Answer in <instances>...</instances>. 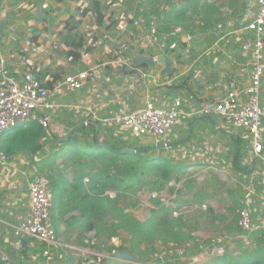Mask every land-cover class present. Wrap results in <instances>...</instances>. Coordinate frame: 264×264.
I'll return each mask as SVG.
<instances>
[{"label": "crops", "instance_id": "1", "mask_svg": "<svg viewBox=\"0 0 264 264\" xmlns=\"http://www.w3.org/2000/svg\"><path fill=\"white\" fill-rule=\"evenodd\" d=\"M34 1L36 0L19 4L35 7L33 13L35 16H40L43 12L42 2L44 0H37V3ZM65 1H71L72 8L81 7L83 10L93 2L56 0L55 3L58 5L51 3V6L57 9ZM101 1L105 3V0ZM134 2L141 9L140 12L147 26L146 31L149 33L146 50L139 56L158 58L163 55L167 62L174 63L172 75L162 77L161 72L165 66L161 64L156 69H151L146 65L138 68L134 67V64L130 67L129 64L138 57L134 60H125L128 63L122 67L119 65L121 61L117 56L104 58L105 54L98 52L97 40H94L93 45L85 43L81 58L73 61L66 55L69 51L68 40L63 38L66 42L59 45L61 41L58 42L55 30L49 29L51 22L46 19L39 20L38 25L40 26L37 30L40 36L31 38L28 42L29 46L21 40L13 44L11 37L5 39L3 35L12 31L14 27L3 23L0 16V56L6 61L10 72L18 79H21L26 72H32L49 86L52 80L84 71L90 73V79L85 88L78 93L75 92L77 93L75 99L67 100L65 96L58 99L62 107L54 116L53 123L64 127L65 136L70 134L74 137L78 133L74 131L79 127H85L86 130L93 127L98 131V135L99 131L107 130L111 138L116 137L118 141L125 139L122 138L120 132H116L119 130L103 127L100 120L88 116L79 109L80 106L92 107L96 111L97 118L102 119L113 114L122 100L130 101L133 106H139L142 96L147 92L160 104H168L179 95L192 94L196 96V105L192 106L187 103L185 106L186 111L190 112L192 108L204 102L219 100L229 91L240 89L248 84L251 67L247 65L249 59L243 54L241 45L244 37H251V33L245 30L248 23L245 17L248 9L252 10L251 15L256 13L253 6L255 0L250 8L246 0H237L234 7L229 6L231 0H134ZM222 5L225 6L221 8ZM181 7L189 8L187 17H190V20L175 29L182 31L185 38L177 41L170 40L166 32L167 27H164L160 20L165 13ZM225 10H228L230 14L227 19L222 20L223 14L220 12ZM58 12L57 10L52 14L53 21L57 25L64 24L70 16L64 11L59 18ZM44 16L47 18L46 14ZM93 16L95 17L92 13L84 16L82 12L79 15L81 19ZM77 23L81 24L83 20ZM97 27L110 30L114 26L104 24ZM65 29L66 26L63 31ZM87 47L92 50L86 52ZM59 50L63 53L60 54ZM43 130L45 138L38 143L36 149L12 153L10 156H14L15 160L11 166L0 165V252L10 257L11 264H98V258L95 255L84 257L60 250L55 253L54 260L48 263L37 256L38 251L42 249L37 241L18 236L16 233V227L23 221L29 209L28 188L22 178V173L26 171L33 175L35 172L31 168L34 164L31 165V163L36 160V157L44 159L56 150L55 143H53L56 141L55 137L47 130ZM45 139L46 142H44ZM247 139L250 141L246 131L226 127L220 118L187 117L173 128L158 151L164 149L163 153L167 152V155L170 154L171 157L177 158H172L176 164L184 168L193 166L192 169L200 173L206 169L212 170L210 168L217 167L219 162L227 163V158L230 159L228 164L231 161L234 162L239 154L238 167L234 162L235 166L227 165L224 172L231 176L232 180L235 179V183L239 184L236 187L246 195L243 208H249L256 217H260L264 216V166L255 159L251 142L249 146L253 160L246 153L241 158L240 149L243 144H246ZM226 151L228 152L224 153ZM45 154L46 156H43ZM226 155H228L227 158ZM165 157L170 159V157ZM242 159L251 164L246 166ZM210 160L213 161L212 164L204 168ZM55 164L49 174L52 176L51 179H57L60 182V178L64 176L55 172ZM237 180H240V183ZM72 183L73 180L68 181V184L62 187L63 199L60 207L54 211L59 239L64 243L81 247L86 246L81 244L88 243L85 240L92 239L91 243L95 245V241L99 239L95 238L94 232H84L77 225L81 206L70 200L69 184ZM90 251L98 254L99 250Z\"/></svg>", "mask_w": 264, "mask_h": 264}, {"label": "rangeland", "instance_id": "2", "mask_svg": "<svg viewBox=\"0 0 264 264\" xmlns=\"http://www.w3.org/2000/svg\"><path fill=\"white\" fill-rule=\"evenodd\" d=\"M86 1L100 2L103 7V13L105 14V25L111 24V26L114 27L110 30L105 28L99 29L96 26L94 16L88 19L85 17L81 19L79 15L83 9L81 7L72 8L71 1H65V3H61L57 9H54L51 3L57 6L58 3H55L56 0H44V2H42V14L40 16H35L33 13L35 7L27 6V4H16L0 0V16L3 23L11 24L14 27L12 31L3 36L5 39L11 37L13 44L21 40L26 46H29L28 42L31 38L38 35L40 36L39 30H37L38 26H40L38 25L39 20L46 19V21L51 22L49 24V29L53 28L56 32L55 34H57L58 42L61 41L59 45L65 43L66 40L79 41L81 39H83L85 43L93 45L94 40H97L96 48L98 52H103L105 54L104 58L117 56L121 61L119 65L122 67L126 66L124 64L128 63L125 60H134L135 57H140L139 55L146 50L147 35L149 33L146 31L147 26L145 18L141 14V9L136 2H134V0H105V3H102L101 0ZM34 3H37V0L34 1ZM224 6L222 5L221 8ZM57 10L59 11V18L64 11L70 16L64 24L57 25L55 21H53L54 18L52 14ZM72 13L73 15H71ZM220 13L223 14L222 20L227 19L228 14H230L228 10ZM45 14L49 19L45 18ZM79 20H83V23H77ZM65 26L66 29L63 31ZM60 29L62 30L60 31ZM166 32L170 40L177 41L178 39L183 40L185 38L184 33L182 31H176L174 25L167 28ZM154 35L156 36V33ZM19 37L21 39L17 40ZM63 38H66V40ZM242 40L243 39H241V41ZM59 52L60 54L63 53L62 50H59ZM133 62L129 64L130 67H132ZM77 93L74 95L67 94L68 96L65 95L64 98L67 100L75 99ZM92 130L93 127L84 130L85 132H78L72 137L73 141L82 144V146L88 143L92 144L95 142L93 137L94 132ZM120 134H122V138L125 139L118 141L116 137L111 138L109 131H99L97 140L101 145L118 142V145L124 148L140 146L141 148L149 149L145 144V146H142V140H132L126 132L121 131ZM246 141V144H243L240 149L241 158H243L246 153L249 154V158L253 160L249 146L250 141L249 139ZM74 142H72L73 144L70 146H67L60 141H54L53 143L57 145L54 152H51L50 155L44 159L43 157H36V160L31 163V165L34 164L31 168V170L35 172L34 175H46L49 180L52 181V176L49 174L50 170L48 169L47 172L41 173L39 167L43 166L44 164H42V162H45L47 159L48 166H53L54 163L58 161L55 164V172L64 176V178H60V182L56 185L54 190L52 188L55 199L53 211L60 207L64 195L62 187L66 186L68 181L72 182L73 180V168L70 164V157L72 156L71 158H73L74 151L76 150ZM163 152L164 149H160L158 152L156 149H152L146 156L163 155L170 157L171 160H173L172 158L177 159L176 157H171L170 154L167 155V152ZM227 152L228 151L224 153ZM228 155L225 157L227 158ZM43 156H46V154ZM229 160L230 159L227 158V163L225 161L219 162L217 167L210 168L212 170H203L201 173L196 171V169H192L193 166L186 167V172L182 175L175 174L172 182L166 185L162 191L159 193L153 192L159 194L156 199H161L160 201L163 204L167 206L171 204V206L173 205L177 208L178 215H183L188 224L187 230L192 233L196 242L192 241L188 245L181 247L159 243L157 244L153 260L140 263L136 260V256L134 252L131 251L130 245L126 243L129 236L123 232H120V234L112 240L102 238L96 240L94 245L91 243L93 241L92 239H87L85 242L88 243L81 245H86L84 247L90 250H99V257H97L98 264H105L106 257H111L112 259L123 258L127 260V262L136 264H189L200 252L201 254L198 257H202L204 262L209 261L213 257L221 256L226 251L235 252L236 249L238 250L239 246H242V241L238 237L239 230L237 228V221L239 211L244 206L246 195L244 193L242 194L239 191L240 189L236 187V185L239 184L235 183V179L232 180L231 176L224 172L227 165L231 167L235 166L233 161L228 164ZM242 161L246 166L251 164V162L246 163L243 159ZM212 162V160L208 161V165H205L204 168L209 167ZM187 168L190 169L187 170ZM85 181L87 182L86 179ZM237 181L240 183V180ZM153 200L154 198L151 197L150 189L147 186L136 196H129L128 199H123V202H121L123 205L129 207L128 212L132 213L137 220L145 222L153 216L152 211L157 210V207L153 204ZM153 224L156 226L157 221L154 220ZM250 248H252V246Z\"/></svg>", "mask_w": 264, "mask_h": 264}, {"label": "built area", "instance_id": "3", "mask_svg": "<svg viewBox=\"0 0 264 264\" xmlns=\"http://www.w3.org/2000/svg\"><path fill=\"white\" fill-rule=\"evenodd\" d=\"M254 7L256 13L250 16L245 27L251 37L245 38L241 45L243 54L249 59L247 65L251 67L246 86L229 91L219 100L204 102L190 112L185 106L187 103L196 105V96L192 94L179 95L168 104H160L149 92L142 96L139 106L122 100L113 114L102 119L97 118L96 111L90 106H80L79 109L100 120L103 127L126 132L132 140H142V146L147 145L156 151L183 119L196 116L220 118L226 127L248 133L253 155L264 166V0H255ZM89 79L87 71L52 80L49 86L32 72H26L18 79L0 56V165L10 167L15 160L14 156L4 153L1 139L17 129L36 123L54 137L65 136L64 127L53 123L54 116L62 107L58 99L83 90ZM22 178L28 188L29 209L16 227V233L42 246L37 256L48 263L54 260L58 250L84 257H99L88 248L64 243L57 236L50 222L54 193L49 178L46 175H30L26 171L22 173ZM109 195L115 198L114 193ZM158 195L151 193L154 199ZM173 216H179L178 212H174ZM237 227L241 231L239 239L248 247L254 245L250 240L252 234L264 238V216L256 217L247 207L239 211ZM199 255L189 264L208 262H204ZM0 262L11 264V259L0 252Z\"/></svg>", "mask_w": 264, "mask_h": 264}, {"label": "trees", "instance_id": "4", "mask_svg": "<svg viewBox=\"0 0 264 264\" xmlns=\"http://www.w3.org/2000/svg\"><path fill=\"white\" fill-rule=\"evenodd\" d=\"M5 1L19 4L32 0ZM234 4H237V0L229 2L230 7H234ZM188 11V7L177 8L165 13L160 22L167 28L171 25L183 26L190 20V17H187ZM89 13L95 15L97 26L105 24V14L99 2L95 1L82 10L84 16ZM67 46L68 58L78 61L85 46L84 40H70ZM91 50L87 47L85 51ZM133 64L138 68L144 66L137 65L136 60ZM84 130H86L85 127H79L74 132ZM92 131L95 142L85 146L74 142L72 135L65 141L55 137L56 141L64 145L70 146L72 142L76 145L74 156L70 157L74 179L73 183L69 184V193L70 200L81 206L80 218L77 220L78 227L87 233L94 232L96 239L112 240L120 232L127 234L129 239L126 243L130 245L139 263L152 261L159 243L181 247L192 241L196 242L195 237L187 230L188 224L183 215L173 216V213L177 211L175 206L171 204L167 206L160 201L161 199H154L153 204L157 210L152 211L151 219L141 222L128 212V206L122 204L123 199L136 196L147 186L151 193H159L172 182L175 174H184L186 167L176 164L163 155L146 156L151 148L140 146L124 148L119 146L118 142L101 145L97 140L98 131L95 128ZM44 138L43 128L33 123L4 136L1 139V148L8 155L26 152L36 149L38 143ZM54 146L57 148L56 144ZM237 155L238 157L234 160L236 167L239 165V154ZM47 162L48 159L42 162L43 166L39 167L41 173H44L46 169L52 170L54 165L48 166ZM85 179L88 181L85 182ZM50 182L53 190L59 183L57 179H52ZM109 193H114L115 198H111ZM50 219L58 236L59 230L53 210ZM154 220L157 221L156 226L153 224ZM240 232L239 230V234ZM262 238L263 236L252 234L250 237L254 244L252 248L241 243L242 246H239L235 252L226 251L205 264H264V239ZM0 264L3 263L0 262Z\"/></svg>", "mask_w": 264, "mask_h": 264}, {"label": "water", "instance_id": "5", "mask_svg": "<svg viewBox=\"0 0 264 264\" xmlns=\"http://www.w3.org/2000/svg\"><path fill=\"white\" fill-rule=\"evenodd\" d=\"M247 5L249 8L252 6L253 0H246ZM254 6V3H253ZM252 14V10L248 9V13L246 14L245 20H249L250 16ZM156 59V60H155ZM136 64L137 65H146L151 69H156L159 64L165 66V68L161 72L162 77L170 76L173 74V62H167L165 57L163 55L159 56L158 58H155L153 56H140L136 59ZM98 128V126H97ZM70 137V134H67L65 137L62 136H56V138L65 141ZM105 264H129L127 260H124L123 258H117V259H112L111 257L106 259Z\"/></svg>", "mask_w": 264, "mask_h": 264}]
</instances>
